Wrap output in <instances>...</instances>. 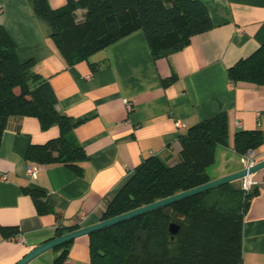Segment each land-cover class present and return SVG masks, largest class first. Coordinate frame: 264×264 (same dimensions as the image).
Segmentation results:
<instances>
[{
    "label": "crops",
    "instance_id": "0c3cea01",
    "mask_svg": "<svg viewBox=\"0 0 264 264\" xmlns=\"http://www.w3.org/2000/svg\"><path fill=\"white\" fill-rule=\"evenodd\" d=\"M48 1L52 8L65 3ZM200 1L212 27L175 53L153 58L145 35L137 31L102 49L99 58L94 54L69 65L30 0H0V26L19 59L31 60L32 70L49 81L56 110L72 119V137L87 155L80 172L62 163L41 164L28 177L29 145L57 137L59 129L42 130L31 116L9 118L0 140V225L14 227L16 234L6 238L0 233V264H15L54 238L59 226L78 229L100 221L138 164L154 155L174 164L179 135L219 112L227 117V145L217 146L209 174L215 179L243 168L233 135L264 130V85L233 83L227 68L264 43V0ZM255 154L257 161L264 159V145ZM252 176L264 179V168ZM240 182L230 186L239 188ZM28 186L42 191L48 211L38 212L25 191ZM89 243V235L73 239L63 264H90ZM59 252L49 249L28 264H52ZM241 256L242 264H264V188L255 191L243 213Z\"/></svg>",
    "mask_w": 264,
    "mask_h": 264
},
{
    "label": "trees",
    "instance_id": "16d2710c",
    "mask_svg": "<svg viewBox=\"0 0 264 264\" xmlns=\"http://www.w3.org/2000/svg\"><path fill=\"white\" fill-rule=\"evenodd\" d=\"M30 2L33 13L49 24L52 40L69 65L88 60L137 31L145 35L153 58L168 56L212 27L200 0H65L58 8H52L48 0ZM78 10H83L81 15ZM227 78L233 83L264 85V43L228 67ZM55 105L49 81L32 70L31 60L19 59L14 42L0 26V140L12 116L34 117L42 130L57 126L58 136L30 144L25 160L38 166L62 163L80 172L87 155L72 137L74 122ZM227 135L225 112L187 128L178 137L177 161L167 165L154 155L138 164L101 220L210 181L208 169L214 164L217 146L227 145ZM262 145L264 130H238L233 135V150L239 156ZM230 184L88 234L90 264H242L243 213L258 188L245 194ZM25 191L38 212L48 211L42 191L32 186ZM170 223L179 226L175 234L169 231ZM74 229L59 226L55 237ZM0 233L12 237L16 229L0 225ZM71 242L53 248L60 252L52 264H63Z\"/></svg>",
    "mask_w": 264,
    "mask_h": 264
},
{
    "label": "water",
    "instance_id": "95a60500",
    "mask_svg": "<svg viewBox=\"0 0 264 264\" xmlns=\"http://www.w3.org/2000/svg\"><path fill=\"white\" fill-rule=\"evenodd\" d=\"M264 168V159L257 161L254 165H252L249 168H241L237 171H234L232 173H229L227 175L211 179L210 181H207L201 185L192 187L187 190H183L180 192H177L173 195L158 199L156 201H153L151 203L142 205L140 207L134 208L132 210L123 212L121 214L102 219L98 221L97 223H94L92 225L78 228L72 231H69L65 234H62L60 236L54 237L36 247L31 249L29 252H27L21 259H19L15 264H28L31 260H33L36 256L39 254L49 250L53 249L54 247L61 245L67 241L73 240L79 236L82 235H88L93 232L102 230L104 228H107L109 226H112L116 223L125 221L127 219L143 215L145 213L154 211L156 209L168 206L174 202H177L179 200L185 199L187 197L193 196L195 194H199L205 191H208L210 189H214L216 187H219L221 185L230 183L232 181L241 179L242 177L246 176L247 174H253L260 169ZM179 229V226L175 223H170L169 225V231L172 234H175Z\"/></svg>",
    "mask_w": 264,
    "mask_h": 264
},
{
    "label": "built area",
    "instance_id": "2783aa9c",
    "mask_svg": "<svg viewBox=\"0 0 264 264\" xmlns=\"http://www.w3.org/2000/svg\"><path fill=\"white\" fill-rule=\"evenodd\" d=\"M125 105L128 110L131 109L130 103L125 100ZM178 127L183 126L181 122L176 123ZM240 161L243 165V168H249L257 162V156L253 150H248L245 154L240 156ZM39 166L35 163H28L26 166V175L28 177H34L36 172L38 171ZM240 188L244 191L245 194L251 192L254 188H264V179L256 180L253 178L252 174H247L246 176L240 179ZM81 218L85 217L84 213L80 214ZM22 240V237H19V241Z\"/></svg>",
    "mask_w": 264,
    "mask_h": 264
},
{
    "label": "rangeland",
    "instance_id": "374dc122",
    "mask_svg": "<svg viewBox=\"0 0 264 264\" xmlns=\"http://www.w3.org/2000/svg\"><path fill=\"white\" fill-rule=\"evenodd\" d=\"M100 51H102V49L96 52V53H100V54H96V53H94V54L96 55V56H95L96 58H99V57L102 55ZM94 54H93V55H94ZM208 172H209L210 174L212 173L211 168L208 169ZM240 185H241V183H240Z\"/></svg>",
    "mask_w": 264,
    "mask_h": 264
}]
</instances>
